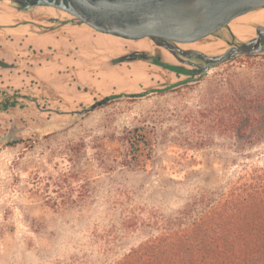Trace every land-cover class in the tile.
<instances>
[{"label": "rangeland", "instance_id": "obj_1", "mask_svg": "<svg viewBox=\"0 0 264 264\" xmlns=\"http://www.w3.org/2000/svg\"><path fill=\"white\" fill-rule=\"evenodd\" d=\"M5 6L38 20L39 31L80 25L51 7L25 10L0 0ZM258 18L264 20V8L176 45L218 56L255 38V28L264 27ZM80 26L95 36L84 45L83 57L95 71L108 69L105 75L77 79L71 70L53 71L33 58L12 63L15 70L0 75V99L15 95L18 102L0 108V264H116L157 234L119 231L123 207L112 204L116 194L127 193L143 214L174 217L200 200L203 190L226 188L246 172L264 170V139L246 144L203 125L208 81L231 66L245 73L244 55L203 73L204 61L196 55L179 62L148 38L129 40ZM135 50L194 74L179 75L150 60L116 62ZM107 96L114 97L101 101ZM95 100L101 103L92 108ZM133 135L146 144L140 145L136 165L129 166L127 140Z\"/></svg>", "mask_w": 264, "mask_h": 264}, {"label": "trees", "instance_id": "obj_2", "mask_svg": "<svg viewBox=\"0 0 264 264\" xmlns=\"http://www.w3.org/2000/svg\"><path fill=\"white\" fill-rule=\"evenodd\" d=\"M243 57L246 58L245 73L236 72V67L231 66L208 81L203 125L223 138L244 139L246 144H256L264 139V55ZM257 57L259 61H255ZM152 63L179 75L194 74L192 70L157 60ZM0 66L13 67L2 61ZM113 97L107 96L101 101L107 102ZM16 98L3 94L1 110L18 105ZM98 103L101 102L96 101L91 107ZM127 143L131 157L125 164L136 165L140 145H145L146 140L133 135ZM113 199L115 207H123L118 218L122 227L119 231L124 230L123 234L126 230L157 232L116 264H264L263 169L246 172L226 188L203 190L200 200L174 217L143 214L141 208L129 203L127 193L120 192ZM51 206L56 208L57 204L53 202ZM121 238L123 236H119V240Z\"/></svg>", "mask_w": 264, "mask_h": 264}, {"label": "water", "instance_id": "obj_3", "mask_svg": "<svg viewBox=\"0 0 264 264\" xmlns=\"http://www.w3.org/2000/svg\"><path fill=\"white\" fill-rule=\"evenodd\" d=\"M39 5L64 11L100 33L129 40L148 38L181 62L173 49L160 42L198 41L227 26L234 18L263 9L264 0H61L60 3L43 0ZM255 33L257 37L252 41L231 47L218 56H206L196 50L190 52L204 61L199 68L205 73L237 55L261 54L264 27L257 26ZM122 58L130 61L126 56ZM141 58L146 60L144 56Z\"/></svg>", "mask_w": 264, "mask_h": 264}, {"label": "crops", "instance_id": "obj_4", "mask_svg": "<svg viewBox=\"0 0 264 264\" xmlns=\"http://www.w3.org/2000/svg\"><path fill=\"white\" fill-rule=\"evenodd\" d=\"M25 16L28 14L22 10L0 7V61L12 65L17 62H29L32 58L33 61L44 60L53 71L71 70L77 79H81L85 74H92L93 77L108 72V69L95 71V65L83 57L84 45L92 44L95 36L91 30L82 28L80 26L82 23L79 22L80 25L65 23L56 28L39 31L40 22ZM259 21L264 22L263 19ZM5 70L15 68L0 66V75H3ZM2 80L4 78L0 76L1 86L4 85Z\"/></svg>", "mask_w": 264, "mask_h": 264}, {"label": "flooded vegetation", "instance_id": "obj_5", "mask_svg": "<svg viewBox=\"0 0 264 264\" xmlns=\"http://www.w3.org/2000/svg\"><path fill=\"white\" fill-rule=\"evenodd\" d=\"M10 1L14 2L18 7L22 8V9H25V10H30V9H33V8L44 6V5H39V3H41L43 0H10ZM47 1L48 2H54L55 1L57 3L61 2V0H47ZM44 7H47V6H44ZM54 9H56V8H54ZM56 10H59V9H56ZM255 38L250 39L248 42L252 41ZM160 43L165 45V46H168L171 49H173L174 52L176 53L177 58L180 59L181 61H183L181 59L183 57L187 58L188 56H195V55H193L190 52L191 50H183V49L179 48V46H177L176 43H174V42H171V41H163L162 42L161 41ZM229 47H237V46L231 45ZM162 48H164V47H162ZM124 56L129 58L128 60H130V61H132V60H141L142 56H144L146 60H150L151 62H152V60L159 61V57L158 56H151V55H148L147 53L139 52L137 50L132 51V52H128V53L124 54ZM122 57L123 56L118 58L116 60V62H122L123 60L127 61V59L122 58ZM164 64H167V63H164Z\"/></svg>", "mask_w": 264, "mask_h": 264}]
</instances>
